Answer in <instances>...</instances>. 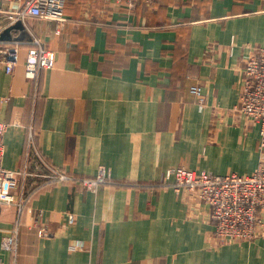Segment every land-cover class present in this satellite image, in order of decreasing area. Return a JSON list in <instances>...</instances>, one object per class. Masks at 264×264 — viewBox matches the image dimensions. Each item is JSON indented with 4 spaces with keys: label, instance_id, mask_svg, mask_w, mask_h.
Instances as JSON below:
<instances>
[{
    "label": "crops",
    "instance_id": "1",
    "mask_svg": "<svg viewBox=\"0 0 264 264\" xmlns=\"http://www.w3.org/2000/svg\"><path fill=\"white\" fill-rule=\"evenodd\" d=\"M25 2L0 0V49L20 46L10 73L0 52L2 165L35 173L26 195L40 186L0 208V264H264V233L217 241L211 205L161 185L177 166L264 167L260 126L237 109L243 69L264 45V0H67L65 20L11 21ZM33 35L54 66L29 79ZM40 156L111 181L47 183Z\"/></svg>",
    "mask_w": 264,
    "mask_h": 264
},
{
    "label": "built area",
    "instance_id": "2",
    "mask_svg": "<svg viewBox=\"0 0 264 264\" xmlns=\"http://www.w3.org/2000/svg\"><path fill=\"white\" fill-rule=\"evenodd\" d=\"M21 1V0H19ZM134 5L138 0H105ZM67 0H26L24 8L9 15L13 22L24 20L27 15L46 20H65L64 10ZM33 47L26 59V75L29 79L37 77L42 69L54 66V53L33 35ZM2 61L10 73L19 61L18 44L4 46L0 49ZM242 92L237 106L244 115L259 124L264 146V45L258 47L250 56L243 69ZM200 103L204 102L200 85L192 87ZM8 124L0 122V208L19 200V205L29 198L40 186H36L26 195V183L29 176L35 175L28 169L11 170L2 165L5 152L4 134ZM34 129L29 131L30 146H34ZM47 172L42 174L47 183L79 182L88 189L95 190L100 185L111 181L104 168L98 170L95 177H75L49 165L40 156ZM161 185L171 186L177 192L189 190L198 194L211 205V217L215 226V238L220 242L253 241L264 233V167L252 174L215 175L207 171H195L184 166L169 169L162 177ZM16 190V192H15ZM42 233H45L42 230ZM12 240H10L9 245Z\"/></svg>",
    "mask_w": 264,
    "mask_h": 264
}]
</instances>
